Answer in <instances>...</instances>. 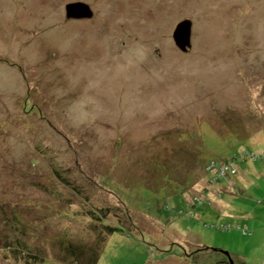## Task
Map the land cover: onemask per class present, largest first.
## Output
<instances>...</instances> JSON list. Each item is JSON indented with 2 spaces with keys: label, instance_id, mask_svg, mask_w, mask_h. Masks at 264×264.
I'll list each match as a JSON object with an SVG mask.
<instances>
[{
  "label": "rangeland",
  "instance_id": "rangeland-1",
  "mask_svg": "<svg viewBox=\"0 0 264 264\" xmlns=\"http://www.w3.org/2000/svg\"><path fill=\"white\" fill-rule=\"evenodd\" d=\"M263 152L264 0H0V264L106 206L98 264H264Z\"/></svg>",
  "mask_w": 264,
  "mask_h": 264
},
{
  "label": "trees",
  "instance_id": "trees-1",
  "mask_svg": "<svg viewBox=\"0 0 264 264\" xmlns=\"http://www.w3.org/2000/svg\"><path fill=\"white\" fill-rule=\"evenodd\" d=\"M208 165L210 167L211 164L209 163ZM58 176L64 183L70 184L59 173ZM116 208L114 206H106V208H98L95 213L91 212V215L96 219L95 223L91 225L95 233L94 237L92 236L93 242L90 239L85 241L81 239L73 240L69 239L66 235H62L56 243L57 248L61 251V255H59L60 260L64 264H98V259L104 249L103 246L108 240V235L121 231V227L109 223L105 224L102 221L107 218L109 213L115 212ZM123 216L119 217L117 221L124 222ZM13 219L11 227L14 235H7L3 239L6 250L5 257H12L23 264H41L44 260V252L42 249L32 246L22 239L26 234V230L19 222V218L13 217ZM123 222L122 224H124ZM90 236L91 233L87 237Z\"/></svg>",
  "mask_w": 264,
  "mask_h": 264
},
{
  "label": "water",
  "instance_id": "water-1",
  "mask_svg": "<svg viewBox=\"0 0 264 264\" xmlns=\"http://www.w3.org/2000/svg\"><path fill=\"white\" fill-rule=\"evenodd\" d=\"M66 14L68 17L76 18L80 16H91L93 13L91 12L90 6L87 3L75 1L74 3H68L65 7ZM191 26L192 21L190 19H184L177 23V26L174 29L173 40L176 46L182 50L187 51L191 46ZM226 254H228L226 252ZM229 264H234L233 259L230 254Z\"/></svg>",
  "mask_w": 264,
  "mask_h": 264
},
{
  "label": "flooded vegetation",
  "instance_id": "flooded-vegetation-1",
  "mask_svg": "<svg viewBox=\"0 0 264 264\" xmlns=\"http://www.w3.org/2000/svg\"><path fill=\"white\" fill-rule=\"evenodd\" d=\"M74 19H76V18H74ZM79 19H82V18H79ZM231 258H232V256H231ZM222 262H223V264H229V257L228 258L226 257V259L225 260H222ZM234 264H235V262H234ZM243 264H247V263H243Z\"/></svg>",
  "mask_w": 264,
  "mask_h": 264
},
{
  "label": "built area",
  "instance_id": "built-area-1",
  "mask_svg": "<svg viewBox=\"0 0 264 264\" xmlns=\"http://www.w3.org/2000/svg\"><path fill=\"white\" fill-rule=\"evenodd\" d=\"M263 155H264V152H263Z\"/></svg>",
  "mask_w": 264,
  "mask_h": 264
}]
</instances>
